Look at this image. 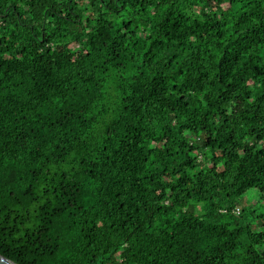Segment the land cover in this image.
<instances>
[{"label": "trees", "instance_id": "16d2710c", "mask_svg": "<svg viewBox=\"0 0 264 264\" xmlns=\"http://www.w3.org/2000/svg\"><path fill=\"white\" fill-rule=\"evenodd\" d=\"M0 255L264 264V0H0Z\"/></svg>", "mask_w": 264, "mask_h": 264}, {"label": "rangeland", "instance_id": "374dc122", "mask_svg": "<svg viewBox=\"0 0 264 264\" xmlns=\"http://www.w3.org/2000/svg\"><path fill=\"white\" fill-rule=\"evenodd\" d=\"M255 193L253 191H250L246 198L240 203L239 208L241 209L243 206H248L252 200H254ZM200 207V205H198Z\"/></svg>", "mask_w": 264, "mask_h": 264}, {"label": "water", "instance_id": "95a60500", "mask_svg": "<svg viewBox=\"0 0 264 264\" xmlns=\"http://www.w3.org/2000/svg\"><path fill=\"white\" fill-rule=\"evenodd\" d=\"M0 264H16V263H14V262L10 261L9 259H6L2 255H0Z\"/></svg>", "mask_w": 264, "mask_h": 264}]
</instances>
